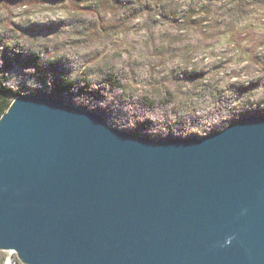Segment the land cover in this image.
Returning <instances> with one entry per match:
<instances>
[{
	"label": "water",
	"instance_id": "1",
	"mask_svg": "<svg viewBox=\"0 0 264 264\" xmlns=\"http://www.w3.org/2000/svg\"><path fill=\"white\" fill-rule=\"evenodd\" d=\"M0 251L22 264H264V116L156 141L16 96L0 118Z\"/></svg>",
	"mask_w": 264,
	"mask_h": 264
},
{
	"label": "rangeland",
	"instance_id": "2",
	"mask_svg": "<svg viewBox=\"0 0 264 264\" xmlns=\"http://www.w3.org/2000/svg\"><path fill=\"white\" fill-rule=\"evenodd\" d=\"M0 81L67 82L63 102L146 139L206 137L264 116V0H0Z\"/></svg>",
	"mask_w": 264,
	"mask_h": 264
},
{
	"label": "trees",
	"instance_id": "3",
	"mask_svg": "<svg viewBox=\"0 0 264 264\" xmlns=\"http://www.w3.org/2000/svg\"><path fill=\"white\" fill-rule=\"evenodd\" d=\"M55 88L57 89V91L53 93V98L58 101H62L60 99V92L66 89L70 90V85L67 82H63L62 87L57 84L55 85ZM16 96H20V94L16 93L10 88L2 86V82L0 81V118L8 110Z\"/></svg>",
	"mask_w": 264,
	"mask_h": 264
},
{
	"label": "bare ground",
	"instance_id": "4",
	"mask_svg": "<svg viewBox=\"0 0 264 264\" xmlns=\"http://www.w3.org/2000/svg\"><path fill=\"white\" fill-rule=\"evenodd\" d=\"M6 264H14L13 260L10 258L7 260V263Z\"/></svg>",
	"mask_w": 264,
	"mask_h": 264
}]
</instances>
